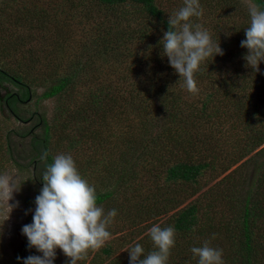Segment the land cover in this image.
Segmentation results:
<instances>
[{"label":"trees","instance_id":"16d2710c","mask_svg":"<svg viewBox=\"0 0 264 264\" xmlns=\"http://www.w3.org/2000/svg\"><path fill=\"white\" fill-rule=\"evenodd\" d=\"M17 1L20 7L28 6L29 0ZM252 2L264 6V0ZM200 3L204 14L193 21L208 29L216 42L220 41L224 55L210 58L195 74L201 98L196 106L189 100L191 93L183 87V80L170 65L169 58L162 55L161 40L169 29L170 13L182 7L183 0H50L48 9L43 3L31 9L35 12L33 15L53 22L50 45L55 50L59 46L58 35L67 25L64 19H75L76 7L82 14L81 25L89 12L88 5L96 13L98 24L91 37L90 55L82 47V54L72 58L70 71L51 74L53 77L43 82L45 90L40 97L59 99L64 92L70 94L79 74L94 68L102 59V79L95 80L92 74L84 80L85 84L98 83H93L81 101H73L67 95L60 99L58 102L63 103H57L59 118L55 122H75L79 134L90 137L91 141L99 136L97 122L102 126L103 178L102 190L96 189L97 203L113 198L118 188L128 190L129 179L136 177L137 172L132 155L138 165L142 160L143 173H154L152 185L142 189L139 183L133 197L127 198L124 206L120 205L124 215L116 217L127 219L130 228L135 229L133 243L125 239L107 241L93 253L89 263L117 264L122 260L123 264H129V252L125 249L136 243L144 247L146 254L156 250L149 229L159 216L168 214L164 221L157 223L176 229V244L168 264H198L199 258L194 257L191 248L203 246L206 240L223 249L225 264H264V61L258 73L245 67L243 57L248 50L241 47V41L246 39L244 29L250 26L246 7L237 5L238 0H200ZM12 7L13 2L5 0L0 11L8 9L5 15H15L19 8ZM84 59L89 61L86 67ZM56 60L58 68L61 62ZM245 68L249 70L244 72ZM242 73L247 75L244 88L234 93L236 78ZM117 76L123 78L114 82ZM130 76L131 82L124 79ZM37 81L27 73L0 64V89H7L3 97L0 93V102L17 119H31L43 128L40 136L32 138L31 161H42L40 166L46 167L45 161H37L47 150V163L53 162V152L49 150L50 123L35 112L27 119L18 113L19 105L39 85ZM5 82L17 90L8 91ZM234 105L239 107L236 111L231 108ZM130 112L138 119L137 131L121 129L118 125ZM153 126L158 130L154 131ZM3 130L1 126L0 149L5 143L6 154L4 157L0 153L4 158V162L0 160V173L10 164L17 169L25 168L16 157L18 146L12 145V130L2 136ZM24 132L15 130L21 136L28 133ZM115 145L124 152L111 158L116 152ZM248 169L251 172L246 177ZM33 173L39 177L43 172L35 167ZM246 181L247 189L244 188ZM113 224L116 226V221ZM214 233L217 235L212 239ZM15 257L16 264H22L17 259L19 256Z\"/></svg>","mask_w":264,"mask_h":264},{"label":"rangeland","instance_id":"374dc122","mask_svg":"<svg viewBox=\"0 0 264 264\" xmlns=\"http://www.w3.org/2000/svg\"><path fill=\"white\" fill-rule=\"evenodd\" d=\"M9 1L13 2L12 9L17 7V9H23V11H19L18 9L16 13L17 15H5L8 9L6 12L0 11V64L4 65L10 70H18L22 71V73H27L28 77L30 76L33 79L39 80L37 81L39 85L33 87L34 89L30 98L19 105L18 113L24 115L26 119L29 118L28 116H30L31 112L43 115L50 123L51 137L49 150L53 152V156L60 153L71 154L75 161L77 160L76 164L82 176L91 184H94L96 189L102 190V126H100V124L96 121L97 132L99 136L95 141H91L90 137L79 134L81 132L77 130L78 125L75 124V122L68 124L64 122L62 124L60 122L55 123L59 118L58 114H56L57 103H63V101L58 102L60 99H63L65 95H67L69 98L71 97L73 101H81L86 97L93 83H98L96 81L85 84L84 80L89 79L92 74L95 80L102 79V59H100V62L95 63L93 66L94 68H87L79 74L78 78L75 79L73 84V87L75 86V88H73V91H70V94L64 92L62 93L63 95L59 97V99H57L56 96L50 98L40 97L42 92L45 90L44 83L53 77L51 74L56 75L61 72H67V70L70 71L69 66L72 64L71 60L72 58H77L82 54V47L83 50L86 51V55H90L93 47L91 37H93L94 28L96 24H98L96 22V13L88 5L89 12L85 17L82 18L83 21L81 25L80 20L82 14L76 7L75 19H71L70 21L69 19H64V23L67 21V25H65V27H63V23L60 22L61 27L63 28L60 31V35H58L57 39L59 46L55 50L50 45L51 36L54 33L53 22H46V20L40 19L38 16L33 15L32 12L34 11L31 10L36 8L37 4L41 6V3H43L44 7L48 9L47 4L51 5L50 0H29L28 6L30 8L25 4L20 7V3L17 0ZM238 1L240 3L237 5H239L241 8L246 7V13L247 5L245 0ZM4 4L5 0H0V8H3ZM25 8H28L29 10L27 11ZM29 14L31 16L30 18ZM12 16L15 17L12 18ZM102 18L104 20V17ZM31 56L32 58L30 60L29 58ZM56 58L57 63L61 62V65L58 68L55 67ZM88 62L89 61H87V59H84L85 67L87 66ZM134 70L138 71L135 68ZM248 70V68H245L244 72ZM243 76L245 77L242 78ZM122 78L123 76H117L114 79V82L121 80ZM132 78V76L124 77V79H127L129 82L133 80ZM246 79L247 75H238V78H236L235 82L234 93H240V91L244 88ZM4 86L5 88H9L8 91L17 90V87L13 86V84H10V82H5ZM121 88L123 89V86ZM6 90L0 89L2 97L5 95ZM202 91L203 87L201 88V92ZM198 98L199 93H191V98L189 100L194 102L196 106L198 105V100H201V98ZM154 104L158 105V102H155ZM231 108L234 110L239 107L234 105ZM118 125L121 129H132V131H137L138 129L136 130V125H138V119L133 112H130L125 115L123 120L118 122ZM226 125H228V123H226ZM1 126L4 129L2 131V136H4L3 133L5 131L12 130V133L10 134L12 145L18 146L16 157L20 164L26 165L25 168L19 169L13 167L11 164L7 165L5 172L14 175L17 178L18 186H21L20 190L14 193V197L10 203L16 204V202L19 201V206L12 210L9 219H7L5 222L4 217L0 215V264H16L17 260L15 259V256L26 258L30 255H42V253L38 252L36 248L28 247V239L24 234H22V227L25 224L32 223L34 209L36 207L34 201L36 196L40 194V190L44 183L42 181V176L37 177L33 173L35 167L41 172L45 170L44 166H40L42 161L40 158L37 161H41L39 163H36V161H31V156L33 155L31 146L32 138L36 135L40 136V134L43 133V128L40 125H36V122L31 119H27V121L17 119L15 116H13L5 103L0 102V127ZM152 128L154 131L158 130V127L156 126H153ZM92 129L94 130L93 127ZM15 130L21 132L22 134H25L24 130H26L28 133L24 136H21L16 134ZM2 140H4L3 137ZM233 141L234 138L231 137V143ZM241 143L242 141L239 142V144ZM111 146L112 144L110 147ZM262 146L263 145L256 148L255 150H258ZM113 148L116 150V152L113 153L111 158L119 157L120 153L124 152L119 145H115ZM3 149H0V153H2L5 157L6 153ZM1 157L2 156L0 155V160L3 161L4 158L2 159ZM131 159H134L135 164L133 166L134 170H137V172L136 177L129 179L128 190L118 188L117 193L112 195L113 198L107 199L98 204L102 205L106 212L111 209H116L118 213L116 217L119 216V218L124 215V213L121 212L120 205L124 206V204H126V199L133 197L135 188L138 187L139 183L141 184V188L142 186L147 187L152 185L151 181L154 176V173H143L144 167L142 160L141 164L138 165L139 162L136 163L137 159L135 155H132ZM144 164L147 165L146 159H144ZM119 165H124V163ZM236 165H234L231 169H233ZM248 170L249 171H246L247 173H245L246 177L249 176L251 172V169ZM245 185L246 186L244 188L247 189V181ZM220 190L221 189L218 188L216 191L219 192ZM117 204H119V206H117ZM172 212L173 211H171V213ZM167 216L168 214L163 215L162 217L159 216L155 224L164 221ZM116 217L114 218L116 221V226H114L113 223L109 226V231L111 232V238L109 241H113L115 239L118 240V242H121V239H125V241H128L129 244L133 243L134 240H131V238L136 234L135 229L130 228L127 219L120 220ZM205 237L207 238V235H205ZM56 251L57 255L55 264H67L69 258L64 255L61 249L58 248ZM94 252L95 251L90 250L87 257L84 260L78 261V264H92L89 263V261ZM18 261L23 264L22 259H18ZM117 264H123V261L121 260Z\"/></svg>","mask_w":264,"mask_h":264},{"label":"clouds","instance_id":"9594fccd","mask_svg":"<svg viewBox=\"0 0 264 264\" xmlns=\"http://www.w3.org/2000/svg\"><path fill=\"white\" fill-rule=\"evenodd\" d=\"M245 2L250 26L244 29L246 39L241 41V47L248 50L243 58L245 67L258 73L260 63L264 61V6L252 0ZM203 14L200 0H183V6L170 13L169 29L161 40L162 55L169 58L170 65L183 80V87L192 94L199 92L195 74L201 71V65L216 55H224L220 41L216 42L208 29L193 21ZM48 155L45 150L40 157L46 167L41 175L43 187L34 201L32 223L22 227L28 247L36 248L42 255L17 259H22L23 264H55L59 248L69 258L67 264H78L90 250H99L110 240L109 226L118 213L116 209L106 212L98 205L96 186L82 176L71 154H57L50 164L47 163ZM20 188L14 175L0 173V215L4 222L19 206V201L16 204L10 201ZM149 235L156 250L146 254L144 247L136 243L125 249L129 252V264H168L171 249L176 244L175 227L154 224ZM216 235L214 233L212 239ZM191 252L199 258L198 264H225L223 249L212 246L210 240L204 241L201 247H192Z\"/></svg>","mask_w":264,"mask_h":264}]
</instances>
